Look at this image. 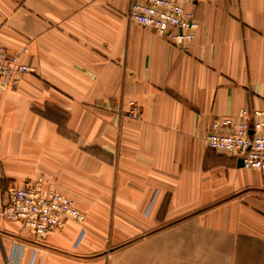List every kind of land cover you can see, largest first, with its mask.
<instances>
[{
  "label": "crops",
  "instance_id": "obj_1",
  "mask_svg": "<svg viewBox=\"0 0 264 264\" xmlns=\"http://www.w3.org/2000/svg\"><path fill=\"white\" fill-rule=\"evenodd\" d=\"M129 2L0 0V43L34 68L0 91V211L34 180L85 214L43 237L0 221V264H264L261 173L206 141L264 107V0H194L184 48Z\"/></svg>",
  "mask_w": 264,
  "mask_h": 264
},
{
  "label": "built area",
  "instance_id": "obj_2",
  "mask_svg": "<svg viewBox=\"0 0 264 264\" xmlns=\"http://www.w3.org/2000/svg\"><path fill=\"white\" fill-rule=\"evenodd\" d=\"M192 4L194 0H130L127 18L184 48L199 29L196 15L189 7ZM26 52V47L10 51L0 43V91L17 88L22 75L34 70L21 59ZM125 115L141 119L142 111L130 102ZM206 141L212 149L241 158L243 167L259 170L264 183V107H241L236 118L213 120ZM2 208L7 218L20 221L36 237L61 228L67 219L82 222L85 218L70 197L45 189L34 180L8 185Z\"/></svg>",
  "mask_w": 264,
  "mask_h": 264
},
{
  "label": "rangeland",
  "instance_id": "obj_3",
  "mask_svg": "<svg viewBox=\"0 0 264 264\" xmlns=\"http://www.w3.org/2000/svg\"><path fill=\"white\" fill-rule=\"evenodd\" d=\"M1 184H3V182H0ZM10 184H13V183H6L5 187H4V190L6 191V188L8 187V185ZM18 185V184H16ZM5 195V194H4ZM5 197V196H4ZM2 210L3 208H1V211H0V221H5V220H10L9 218H7L3 213H2ZM15 221V220H13Z\"/></svg>",
  "mask_w": 264,
  "mask_h": 264
},
{
  "label": "water",
  "instance_id": "obj_4",
  "mask_svg": "<svg viewBox=\"0 0 264 264\" xmlns=\"http://www.w3.org/2000/svg\"><path fill=\"white\" fill-rule=\"evenodd\" d=\"M238 162L240 165H242V159L241 158L238 159Z\"/></svg>",
  "mask_w": 264,
  "mask_h": 264
}]
</instances>
